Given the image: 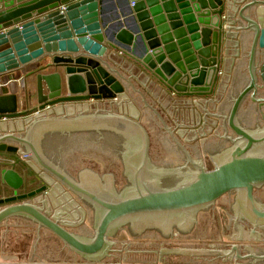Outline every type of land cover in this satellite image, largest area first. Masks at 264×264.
<instances>
[{
    "label": "water",
    "instance_id": "1",
    "mask_svg": "<svg viewBox=\"0 0 264 264\" xmlns=\"http://www.w3.org/2000/svg\"><path fill=\"white\" fill-rule=\"evenodd\" d=\"M37 70L35 108L0 93V152L20 156L0 161V184L12 192L0 194V258L102 264L124 251L150 254L138 256L145 263L264 264V201L255 195L264 188V0H0V75ZM5 121L23 128L8 132ZM79 133L114 135L121 157L112 169L128 184L86 168L105 171L88 147L75 169L62 165L56 152L71 154L65 141ZM38 179L45 185L35 188ZM53 186L68 204L54 202ZM211 207L224 242L197 248L221 239L211 230L199 236L209 242L188 239ZM150 230L159 241L140 238Z\"/></svg>",
    "mask_w": 264,
    "mask_h": 264
},
{
    "label": "flooded vegetation",
    "instance_id": "2",
    "mask_svg": "<svg viewBox=\"0 0 264 264\" xmlns=\"http://www.w3.org/2000/svg\"><path fill=\"white\" fill-rule=\"evenodd\" d=\"M249 102H251V101L249 100ZM160 134L161 135L165 134V131L161 129L159 135ZM166 136H168V135H166ZM114 138H115L114 135H109L107 133L104 134V136L96 134V133H79V134L74 135L72 138H67V140L65 141L66 147L70 149L71 154L68 153L67 156H66L62 152L59 153V151H58V152H56V153H58V154H56V157L61 159V162H62L63 166L66 167L67 163H69L75 169L76 168L75 166H78L77 159H81L84 154H88V152L84 153V150H82L83 147H88L92 152H95L94 153L95 156H97V157L102 156L101 160L103 162L105 171L102 172L104 169H102V168L99 169V168H97V167H95L93 165H91L89 167H86V168L94 170L95 172L99 173L100 175L112 174L115 177L116 185L120 186V187H124L128 183H126V181L122 178L121 173L117 174L112 169L114 163L117 166L120 165L118 160L121 157V154H120L121 149L118 146L115 147L114 144H113L115 142ZM55 142H56V140L54 139L51 142V144H50L52 149L57 145V143H55ZM171 143H172L171 150H177L179 152V154H181L182 161H181V164L179 166L184 165V163H185L184 154L181 152V150L177 146L174 145V143L172 141H171ZM155 147H156V150L157 149H160V150L162 149L161 148V144H158L157 146L155 145ZM94 148L96 149V151H94ZM153 149H154L153 148V140H152V135H151V149H150V152ZM107 155H110L112 157V159L110 157H107ZM158 155H159V157H163V158L165 157V155L162 154L161 151H160L158 153L152 154L151 158L152 159H154V158L157 159V158H159V157H157ZM65 157H67V158H65ZM195 159H197V158H195ZM198 160H204L205 164L207 165V163L209 161V156H205L204 158L198 159ZM86 168L80 169L79 172L81 170H83V169H86ZM69 174L71 176H73V177L76 176L74 173H70L69 172ZM77 176H78V174H77ZM257 191L258 190H256V192H255V195L257 196V198L259 200H261V201H264V188H262V191H261V193H259L260 194L259 196H258V192ZM234 198H235V194H234ZM83 205H84L83 207L85 208V211H86L87 214H89V213L92 214L93 213L91 207H89L86 204H83ZM224 207L227 210H229L231 208V206H228V205H226ZM212 208L213 207H211V208H209L207 210H204V211L199 213V216H201V218L200 217L198 218L197 225L193 228V230L189 234H187L188 235V239L190 240V242L191 241H194V242H200V241L209 242V241L203 240V239H201L199 237L200 234H202L203 232H207L208 230L213 231L214 232L213 235L220 234L221 235V239H220V241L216 240L215 242L209 243L208 245H205V246H196L197 248H206V247L210 246L211 244H215L218 247H222L221 243L224 242L223 238H224V236L226 234L225 229H224V221L222 220L221 217H219L217 215L216 216H211ZM229 212L232 213V211H229ZM206 213H209V215H207ZM204 216L206 217L205 219L203 218ZM245 229H248V226H246ZM149 233L155 235V236H151V237H154V238H156V241H159V239H157L159 237V235H160L159 232L153 231V230L147 231L144 234L145 237L143 235L140 238H143V239L147 238L148 239V236H150ZM187 235L179 234L178 236L175 237V239H179V241H180L184 237H187ZM53 237L57 238L56 236H53ZM132 238L139 239V238H136V237H132ZM161 247L162 246L159 247L158 244L132 243L131 246H129V249L133 250V251H146V250H157L158 248H161ZM124 248H126V246ZM123 252H122V254H118L116 257L112 258V259H115V260H112V261H121L122 259H125V262H127L129 264H136V263L143 262L142 260L138 259V258H140L138 256H146L143 260H145L146 258H152V257H150V254H147V253H142V255H140L138 253H125V252L123 253ZM153 259H155V258H153ZM157 259L158 258L156 256V260Z\"/></svg>",
    "mask_w": 264,
    "mask_h": 264
},
{
    "label": "crops",
    "instance_id": "3",
    "mask_svg": "<svg viewBox=\"0 0 264 264\" xmlns=\"http://www.w3.org/2000/svg\"><path fill=\"white\" fill-rule=\"evenodd\" d=\"M108 9H112L111 7H108ZM110 14H113L114 12L109 10ZM111 15H109L110 17ZM44 59L41 61L43 62ZM50 63V59L46 58V60L43 62L42 66L44 64H49ZM40 73V70H37L33 73H28V74H22L20 71H15L12 73L7 74H3L0 75V93H2L3 95H8L10 93H15L17 94V96L21 99L20 101H27V103L29 104L28 108H35L37 106V82H36V76L37 74ZM237 75H238V67H237ZM237 84V79L236 82H233L232 80H228L225 83V89L224 92L222 93L221 99L222 102L220 104V110L222 109L223 105L225 104L226 100L228 99L229 95L231 94V92L233 91L234 87ZM151 92L153 94H151L158 102H160L167 110H171L173 107V104L171 103L170 99L167 98L164 100V97L161 95L160 91H152L154 88H150ZM162 96V98H161ZM160 99V100H159ZM25 104V103H24ZM22 105V104H21ZM93 105L89 104L86 107L82 108V111H85L84 109L87 110H93L95 108H92ZM91 107V108H89ZM79 108V107H78ZM126 111L128 112L127 114H131L134 115V111L132 110V108L130 106H126ZM70 113H74V114H78V109H76L75 106H73V108L69 111ZM62 113V112H60ZM173 114V112H172ZM54 116V115H53ZM180 120V119H179ZM181 122L184 125H189V122H187L183 117L181 118ZM16 125L20 126L21 128H23V124L19 121H15V122H10V121H5L4 123H1V126L5 127L6 130L9 131H13L16 130ZM192 127L196 126V124L194 123V125H191ZM17 132H19L17 130ZM9 159L8 161L12 162L11 160H19L20 156H16V155H12V154H8V153H1L0 152V161H3V159ZM26 163L25 160H21V164L24 166ZM16 170L20 173V174H24V169L20 166L16 167ZM29 175L32 176L34 175L33 170L30 168V170H28ZM46 179V178H45ZM47 180V179H46ZM45 185V182H43V180H37V185L35 186V188H39L41 186ZM55 190V194H56V198L54 199V202L56 204H58L57 199L60 198V200H62V204H66L67 202L65 201L63 194L60 192V190L57 188H55L53 186V188ZM51 189V190H52ZM49 190V189H48ZM11 190L7 187V186H2L0 184V194L4 195V196H8L11 195ZM78 203V202H77ZM68 204V203H67ZM79 204V203H78ZM61 204H58V206ZM81 206V205H80ZM61 207V206H60ZM75 210L71 211L72 214V218L75 220L77 218H79L80 213L79 212H74ZM77 211V210H76ZM0 264H94L85 260H55V259H25V258H0ZM107 264H129L127 262H108ZM136 264H153V263H145V262H140V263H136ZM157 264H164V263H157ZM169 264H175V263H169Z\"/></svg>",
    "mask_w": 264,
    "mask_h": 264
},
{
    "label": "rangeland",
    "instance_id": "4",
    "mask_svg": "<svg viewBox=\"0 0 264 264\" xmlns=\"http://www.w3.org/2000/svg\"><path fill=\"white\" fill-rule=\"evenodd\" d=\"M80 228V226H78V227H75V228H70V229H79ZM110 263V262H113V261H103V263L102 264H107V263ZM123 263V262H122ZM125 263V262H124ZM153 264H157V263H153ZM164 264H169V263H164Z\"/></svg>",
    "mask_w": 264,
    "mask_h": 264
}]
</instances>
